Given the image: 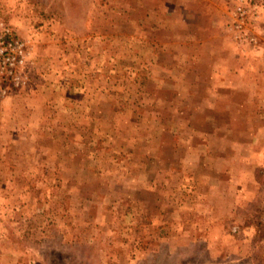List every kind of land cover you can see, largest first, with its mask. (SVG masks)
Segmentation results:
<instances>
[{
    "label": "rangeland",
    "instance_id": "rangeland-1",
    "mask_svg": "<svg viewBox=\"0 0 264 264\" xmlns=\"http://www.w3.org/2000/svg\"><path fill=\"white\" fill-rule=\"evenodd\" d=\"M248 2L0 0V264H264Z\"/></svg>",
    "mask_w": 264,
    "mask_h": 264
},
{
    "label": "built area",
    "instance_id": "built-area-1",
    "mask_svg": "<svg viewBox=\"0 0 264 264\" xmlns=\"http://www.w3.org/2000/svg\"><path fill=\"white\" fill-rule=\"evenodd\" d=\"M233 10L230 28L235 32V38L238 40H253V37L249 35L247 21L249 18L253 20L256 14L254 3H249L248 0H238ZM19 48L18 41L6 39L0 35V72L6 67V64L11 67L14 65L17 61V55L11 53V51L13 52L14 49L19 50Z\"/></svg>",
    "mask_w": 264,
    "mask_h": 264
}]
</instances>
